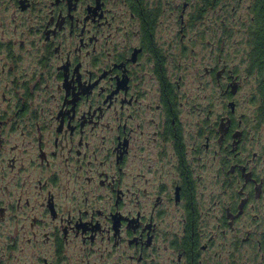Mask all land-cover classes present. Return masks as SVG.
Listing matches in <instances>:
<instances>
[{"label": "flooded vegetation", "instance_id": "af4514ba", "mask_svg": "<svg viewBox=\"0 0 264 264\" xmlns=\"http://www.w3.org/2000/svg\"><path fill=\"white\" fill-rule=\"evenodd\" d=\"M223 1L0 0V264H235L229 234L264 259Z\"/></svg>", "mask_w": 264, "mask_h": 264}, {"label": "rangeland", "instance_id": "374dc122", "mask_svg": "<svg viewBox=\"0 0 264 264\" xmlns=\"http://www.w3.org/2000/svg\"><path fill=\"white\" fill-rule=\"evenodd\" d=\"M226 1L227 0L223 1V4L220 6L221 9H224ZM249 2L250 0H231V4L235 5V9L231 10L228 8L227 15L224 19L225 26H222V37L225 39L230 38L233 42L231 47L237 44L240 49L244 50V52L248 48V39L245 26L249 17ZM238 61L239 58L237 56L235 62L237 63ZM240 63L243 62L241 61ZM249 79L252 80V78H247L245 82L243 81L244 83L241 82V90L236 96L240 110L245 111L246 114L253 113L255 108H259V104L257 102L247 101L248 98L253 99L254 93L253 87H251V84L248 83ZM252 144L253 149L255 150L260 149V146L263 144L262 151H264V119L262 118L260 119L259 126L256 128ZM219 195L223 200L226 199V194L222 188L219 191ZM245 222L248 221L243 219L238 223L236 229L237 233L238 231H243L242 226ZM242 236H244V234H242ZM227 238L228 240H226V242L229 246H226V248H228L233 254L235 264H264V259H261V250L258 249L255 241L241 242L240 238H236L231 234L227 235L226 239ZM219 246L224 247L223 244H219ZM222 264H226V262H223Z\"/></svg>", "mask_w": 264, "mask_h": 264}, {"label": "trees", "instance_id": "16d2710c", "mask_svg": "<svg viewBox=\"0 0 264 264\" xmlns=\"http://www.w3.org/2000/svg\"><path fill=\"white\" fill-rule=\"evenodd\" d=\"M248 14L247 69L255 77L253 101L259 104L258 117L264 119V0H250Z\"/></svg>", "mask_w": 264, "mask_h": 264}]
</instances>
